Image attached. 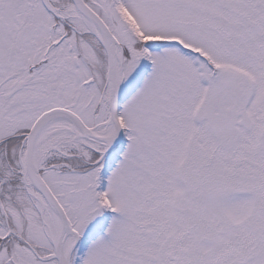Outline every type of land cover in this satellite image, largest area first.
<instances>
[{"label":"snow or ice","instance_id":"snow-or-ice-1","mask_svg":"<svg viewBox=\"0 0 264 264\" xmlns=\"http://www.w3.org/2000/svg\"><path fill=\"white\" fill-rule=\"evenodd\" d=\"M0 264H264V0H0Z\"/></svg>","mask_w":264,"mask_h":264}]
</instances>
